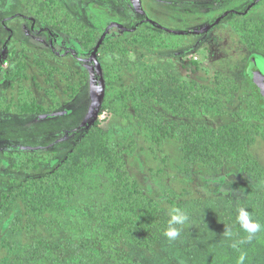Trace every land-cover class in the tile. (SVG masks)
<instances>
[{"label":"rangeland","instance_id":"374dc122","mask_svg":"<svg viewBox=\"0 0 264 264\" xmlns=\"http://www.w3.org/2000/svg\"><path fill=\"white\" fill-rule=\"evenodd\" d=\"M54 2L49 17L30 11L29 0H0V101L30 97L47 111H0V196L10 195L0 207V264L27 261L33 250L42 256L32 255L30 264H239L241 254L242 264H264V118L250 116L256 107L247 78L254 56L264 81V51L254 48L246 28L264 22V0ZM144 31L156 34L151 50L130 42ZM82 39L90 45L83 47ZM22 57L24 77L9 80ZM145 69L206 85L221 79L235 94L222 96L212 114L176 116L142 95ZM139 103L167 127L216 130L240 120L258 126L248 144L250 160L241 167L184 161L174 141L158 146L139 133L133 110ZM95 124L110 147L121 146L127 175L155 210L149 230L113 247L104 245L98 225L113 178L104 165L79 177L62 210L37 214L19 197L26 181L61 166ZM25 162L30 166L23 168ZM174 210L186 219L174 225L180 235L170 241L163 233ZM241 210L261 226L256 233L241 227ZM94 250L93 262L87 253Z\"/></svg>","mask_w":264,"mask_h":264},{"label":"trees","instance_id":"16d2710c","mask_svg":"<svg viewBox=\"0 0 264 264\" xmlns=\"http://www.w3.org/2000/svg\"><path fill=\"white\" fill-rule=\"evenodd\" d=\"M50 4H55L54 0H29L28 7L37 13L50 17V12H52L49 11ZM54 26L58 27L56 24ZM246 28L252 37L254 48L264 51V22H248ZM155 35L150 31H144L132 37L130 42L151 50L155 47V43H153ZM90 43V39L87 41L82 39L83 47H88ZM255 59L254 56L249 59L247 78L255 95L253 107H256L258 113L252 109L249 111L250 116L258 115L264 118L263 96L254 72V67L257 66ZM24 60V57L15 59L16 70L7 76L9 80L16 81L20 77H24L22 75L26 68ZM47 79L50 82L52 76L48 74ZM140 81L143 96L155 102L165 111L180 117L197 116L198 110L212 114L219 108L222 102L221 97H233L236 89L234 85L226 84L221 79H215L213 85L199 84L195 80L176 78L157 69L143 70ZM79 88L80 86L72 88V96L79 92ZM49 95L51 97L54 94L49 92ZM59 105V102L54 103L50 109L55 110ZM138 106V109L133 110L134 118L142 128L139 133L158 146L165 140L174 141L181 147L184 161H203L207 164L228 163L241 167L250 160L248 152L250 137L259 133L258 126L254 124L251 125L249 122L240 120L238 123L233 122L216 130L199 126L195 128L167 127L155 120V116L146 108L145 104L139 103ZM0 111L4 114L20 116H43L47 113L45 108L37 105L32 98L23 96L16 101L11 100L7 104L0 101ZM111 112L112 115L119 116L118 111L111 110ZM108 144L104 131L98 127V124H95L88 129L78 143L73 145L61 166L53 170L47 177L26 181L22 185L23 188L21 187L19 197L25 202L28 209L37 214L52 208L62 210L66 208L64 205L65 198L75 191L74 184L79 180V177L85 172L89 173L104 165L107 173L110 172L113 176L108 183V204L104 206L98 222L99 227L105 231L103 239H107V242L105 241L104 245L113 247L112 244L115 243L116 245L122 237L138 235L145 229L149 230L155 210L143 203L140 189L127 175L121 146L112 145L110 147ZM116 147L120 148L117 149ZM29 166V162L22 164L23 168ZM9 201L10 195L8 193L1 194L0 207ZM33 252V257L42 256L39 251L33 250ZM87 254L94 262L96 251ZM29 255L28 252L22 260L29 258ZM32 255L29 260L32 259ZM29 260L15 264H30L31 261Z\"/></svg>","mask_w":264,"mask_h":264},{"label":"clouds","instance_id":"9594fccd","mask_svg":"<svg viewBox=\"0 0 264 264\" xmlns=\"http://www.w3.org/2000/svg\"><path fill=\"white\" fill-rule=\"evenodd\" d=\"M185 219L186 217L184 215L179 214L174 210L173 214H171L170 220L168 221V228L164 231L163 235L170 241L176 240L180 235V231L177 227H174V225H182ZM238 220L241 224V227L250 234L256 233L261 227L258 223L251 221L248 213H246L244 210L240 211ZM248 239L250 240L251 236H249ZM233 247H235V245H233ZM243 260L244 255L241 254L239 258V264H242Z\"/></svg>","mask_w":264,"mask_h":264},{"label":"water","instance_id":"95a60500","mask_svg":"<svg viewBox=\"0 0 264 264\" xmlns=\"http://www.w3.org/2000/svg\"><path fill=\"white\" fill-rule=\"evenodd\" d=\"M254 72L264 101V81L257 66L254 67Z\"/></svg>","mask_w":264,"mask_h":264},{"label":"flooded vegetation","instance_id":"af4514ba","mask_svg":"<svg viewBox=\"0 0 264 264\" xmlns=\"http://www.w3.org/2000/svg\"><path fill=\"white\" fill-rule=\"evenodd\" d=\"M30 11H32V12H36V11H34V10H32V9H29Z\"/></svg>","mask_w":264,"mask_h":264}]
</instances>
